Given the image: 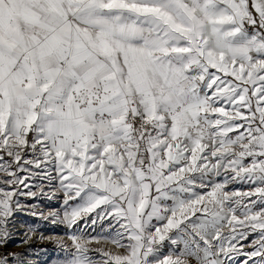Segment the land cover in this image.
Segmentation results:
<instances>
[{"label":"snow or ice","instance_id":"6c2138e0","mask_svg":"<svg viewBox=\"0 0 264 264\" xmlns=\"http://www.w3.org/2000/svg\"><path fill=\"white\" fill-rule=\"evenodd\" d=\"M17 235L264 264V0H0V264Z\"/></svg>","mask_w":264,"mask_h":264},{"label":"rangeland","instance_id":"374dc122","mask_svg":"<svg viewBox=\"0 0 264 264\" xmlns=\"http://www.w3.org/2000/svg\"><path fill=\"white\" fill-rule=\"evenodd\" d=\"M20 220L27 221L29 224L39 225L38 231H43L46 235H64V229L62 226H54L47 222L39 221L28 216H21ZM21 231H23V229H21ZM22 239L23 237L19 235L15 236V238L9 242L7 247L9 251L23 254V257L28 260L30 264H55V262L64 258V253L54 245H37L35 242H33V240H31L29 244H22Z\"/></svg>","mask_w":264,"mask_h":264},{"label":"bare ground","instance_id":"6f19581e","mask_svg":"<svg viewBox=\"0 0 264 264\" xmlns=\"http://www.w3.org/2000/svg\"><path fill=\"white\" fill-rule=\"evenodd\" d=\"M22 237V236H21ZM33 242H35L37 245H54L53 243H50V242H47V241H44V242H41V241H39L36 237H33ZM34 243V244H35ZM55 247H58V246H56V245H54ZM41 249V248H40ZM51 249V248H50ZM56 249V248H55ZM49 250V249H48ZM57 251H59V250H57ZM61 251V250H60ZM44 252V251H43ZM58 253V252H57ZM48 255H50V254H48ZM57 255V254H56ZM43 257V256H42ZM46 258V257H45Z\"/></svg>","mask_w":264,"mask_h":264},{"label":"crops","instance_id":"0c3cea01","mask_svg":"<svg viewBox=\"0 0 264 264\" xmlns=\"http://www.w3.org/2000/svg\"><path fill=\"white\" fill-rule=\"evenodd\" d=\"M213 179H216V180H220L221 178H213ZM229 187H231V188H234V189H238V188H240L241 186L240 185H230ZM246 185L244 186V189L246 190Z\"/></svg>","mask_w":264,"mask_h":264},{"label":"built area","instance_id":"2783aa9c","mask_svg":"<svg viewBox=\"0 0 264 264\" xmlns=\"http://www.w3.org/2000/svg\"><path fill=\"white\" fill-rule=\"evenodd\" d=\"M193 264H195V261H193Z\"/></svg>","mask_w":264,"mask_h":264}]
</instances>
